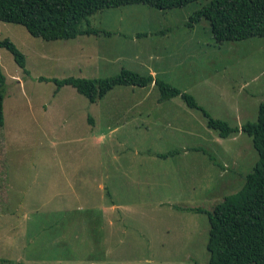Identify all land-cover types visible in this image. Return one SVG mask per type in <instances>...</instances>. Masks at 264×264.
Wrapping results in <instances>:
<instances>
[{
  "label": "rangeland",
  "instance_id": "374dc122",
  "mask_svg": "<svg viewBox=\"0 0 264 264\" xmlns=\"http://www.w3.org/2000/svg\"><path fill=\"white\" fill-rule=\"evenodd\" d=\"M203 3L167 11L106 9L90 18L100 36L69 41L46 42L0 22V40H10L26 58L23 69L0 49L6 76L0 261L90 264L58 261L51 247L64 239L54 236L66 233L70 249L80 250L87 244L75 233L115 230L97 240L105 252L119 248L122 260L111 255V262L98 264H208V216L188 209L212 211L243 187L259 159L252 139L242 133L220 138L180 98L160 103L155 86H119L92 104L73 87L52 82L106 78L122 68L142 75L155 70L213 118L238 127L256 122L264 102V38L217 43L207 20H191ZM133 103H145L146 115L129 116ZM176 150L182 152L175 157L156 156ZM74 183L88 184L89 200L56 197L70 194L65 188ZM99 184L108 187L103 199ZM110 201L116 212L102 217ZM66 252L74 255L64 250L63 258Z\"/></svg>",
  "mask_w": 264,
  "mask_h": 264
},
{
  "label": "trees",
  "instance_id": "16d2710c",
  "mask_svg": "<svg viewBox=\"0 0 264 264\" xmlns=\"http://www.w3.org/2000/svg\"><path fill=\"white\" fill-rule=\"evenodd\" d=\"M200 1L204 3L191 20H207L217 43L264 38V0H0V22L21 25L32 37L46 42L69 41L81 36H100L101 32L91 26L90 18L106 9L145 5L167 11ZM84 24L87 28L83 27ZM1 48L7 49L21 68H26L25 56L10 40H0ZM52 82L58 89L73 87L92 104H97L119 86L143 89L155 86L160 93V103L180 98L190 109L202 112L207 119V127L217 132L220 138L227 139L240 133L250 137L259 159L253 171L246 176L243 187L237 193L224 197L212 211L201 208L188 211L208 216V264H264V102L259 106L256 122L238 127L213 118L193 95L167 80L126 68L106 78L69 77ZM5 87L6 76L0 58V128L5 124ZM181 152L176 150L156 156L168 159ZM2 167L0 169H4ZM0 262L24 264L9 260Z\"/></svg>",
  "mask_w": 264,
  "mask_h": 264
},
{
  "label": "crops",
  "instance_id": "0c3cea01",
  "mask_svg": "<svg viewBox=\"0 0 264 264\" xmlns=\"http://www.w3.org/2000/svg\"><path fill=\"white\" fill-rule=\"evenodd\" d=\"M108 58L110 59V55L108 56ZM104 60H105V58L103 59V61ZM155 60L156 59H154V58H153V60H151V58H150L151 63H154L153 61H155ZM150 75L157 77L158 73L155 70H150ZM132 90H136V89H132ZM145 105H146L145 103H135V104L133 103L132 105H130V107L127 108V110L130 111V112H128V113H130L129 116H144V115H146L145 113L147 112L146 111L147 107H144ZM137 110H138V112L132 113L133 111H137ZM140 111H145V112H140ZM148 115H150V114H148ZM181 117H183V115H178V117H177L178 125L183 124L182 123L183 120L181 119ZM168 118H172V117H168ZM91 119L94 121L93 118H91ZM96 189H99L101 191L102 199L105 198V191L108 190V187H106L104 184H99ZM65 190H70L71 193L70 194L67 192L61 193V194L58 193V194H56V197H59L61 199L62 198L63 199L72 198L74 200L84 201V200H89V198L91 196V194L88 191V184L74 183V184L68 185L65 188ZM108 195H110V194H107V196ZM110 202L112 204L110 207H105V208L102 207V217H103V215L106 216V214L104 213L106 211H110L112 213L116 212L115 209L117 208V206L114 205L113 201H110ZM108 217H110V219H111V216H108ZM99 219H98V215H97L96 220L99 221ZM112 220H114V222H116V223L118 222V221H116L115 218L114 219L112 218ZM75 234L76 235L73 236L74 239L80 240V242H82V243L86 242L87 246H85L83 249H80V250H76L75 248L70 249L71 248V247H69L70 243L65 240V239H68V235H66V233H61V234L54 236V238H56L55 242H59L58 241L59 238L64 239V241L61 240L59 243L60 245L63 244V246L58 248L57 246H54V243H53V245L51 247L52 250L58 252L56 254L58 261H63V260L64 261H75V262L83 261V262H87L90 264H98L100 262H111L108 258L111 255L113 256L112 261L122 260L120 255L118 253H116V251L119 248H116L115 250H113V252H112V249L110 248V249H108L109 251L105 252L101 248V242L97 240L98 238H104V240H105V238H107V237H112V236H110V234H113V235L119 234L115 230H112L108 233H105L102 230H99V231L93 230V231H85L84 233H81V234H78V233H75ZM118 236H120V235H118ZM122 237L125 238V235H123ZM64 250L65 251L72 250L74 255L66 252L65 258H63L62 257L63 255H61V251H64Z\"/></svg>",
  "mask_w": 264,
  "mask_h": 264
}]
</instances>
